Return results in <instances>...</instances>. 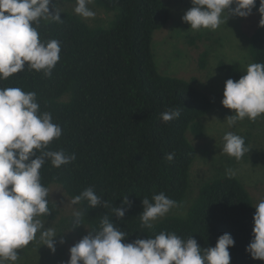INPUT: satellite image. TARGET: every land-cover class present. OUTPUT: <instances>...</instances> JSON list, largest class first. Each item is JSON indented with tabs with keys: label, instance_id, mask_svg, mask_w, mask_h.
<instances>
[{
	"label": "trees",
	"instance_id": "trees-1",
	"mask_svg": "<svg viewBox=\"0 0 264 264\" xmlns=\"http://www.w3.org/2000/svg\"><path fill=\"white\" fill-rule=\"evenodd\" d=\"M96 1L116 11L110 26L91 27L70 12L61 13L62 23L41 21L40 38L61 41V58L51 77L26 66L0 80V87L35 91L41 111L51 112L62 128L61 138L54 140L50 149L76 154L74 162L59 169L46 161L40 170L41 183L48 188L51 183L60 184L72 197L93 187L108 201L109 208H91L87 201L82 202L83 221L89 231L99 228L104 215L111 218V207L121 206L128 195L132 207L125 217H112L128 234L122 242L168 231L184 238L193 235L202 248H208L214 247L222 234L230 233L235 240L229 249L231 264H264L245 250L253 239L256 205L234 176L204 182L186 215L165 216L155 221L152 229L141 227L143 198L151 200L154 194L164 192L176 205L185 201L197 155L187 133L203 134L201 119L211 100L196 77L165 75L157 66L152 42L154 32L171 19L166 2ZM254 9L261 19L259 0ZM207 55L203 52L201 67L206 65ZM250 55L253 63H264V27L260 25L251 37ZM220 66L233 80L243 75L238 62L222 61ZM173 108L181 110L180 117L164 123L161 113ZM166 153L175 154L171 162L164 159ZM48 206L51 214L42 218L56 219L57 205L49 200Z\"/></svg>",
	"mask_w": 264,
	"mask_h": 264
},
{
	"label": "clouds",
	"instance_id": "clouds-1",
	"mask_svg": "<svg viewBox=\"0 0 264 264\" xmlns=\"http://www.w3.org/2000/svg\"><path fill=\"white\" fill-rule=\"evenodd\" d=\"M257 0H191L192 7L182 20L190 29L216 30L229 16L247 18L256 7ZM59 0H0V80L30 70L51 77L60 60L61 41L42 40L38 29L41 21L62 23ZM94 0H76L74 12L82 18L95 16L89 7ZM235 5V7H232ZM264 27V0L258 9ZM225 108L234 110L226 118L229 127L245 118L256 121L264 115V63H251L246 73L237 80L225 82L223 99ZM181 115L179 108L161 113L168 123ZM62 136V128L53 121L52 113L41 111L35 91L20 87H0V264H16L18 250L28 246L40 233V240L53 253L58 236L52 227H45L40 217L50 215L49 188L41 183V168L46 161L59 169L74 162L75 153L64 149L51 150L50 145ZM223 153L240 160L249 152L245 139L233 132L223 136ZM174 153L164 159L171 162ZM235 173L226 169L231 178ZM87 201L91 208H109L108 201L96 194L93 187L85 188L72 200V205ZM121 206L111 207L113 216L125 217L132 202L128 195ZM176 201L164 192L154 194L151 200L142 199L143 212L139 215L141 227L152 229L154 222L165 217ZM253 239L246 252L254 260H264V199L255 206ZM84 212H72V230L83 225ZM112 216V217H113ZM108 215H104L97 230L89 231L70 247L67 264H231L229 249L235 246L230 233L222 234L214 247L202 248L192 236L187 238L175 232L160 231L154 237L137 238L124 243L128 237ZM66 241L61 237L60 244Z\"/></svg>",
	"mask_w": 264,
	"mask_h": 264
},
{
	"label": "rangeland",
	"instance_id": "rangeland-1",
	"mask_svg": "<svg viewBox=\"0 0 264 264\" xmlns=\"http://www.w3.org/2000/svg\"><path fill=\"white\" fill-rule=\"evenodd\" d=\"M163 1L171 8L172 16L169 22L153 35L152 46L157 66L165 75L187 79L196 77L198 86L211 100L208 113L201 119L204 124L203 134L197 136L192 130L187 133L197 153L190 170L187 197L183 204L176 205L166 216L186 215L204 182L226 175V169L234 171L233 176L245 185L256 205L264 199V115L254 122L245 118L229 127L226 118L233 115L234 110L225 108L221 103L225 82L229 77L220 63L238 62L243 75L246 73L247 66L253 63L250 40L259 26L260 16L253 9L247 18L230 15L227 21L225 14V23L216 30H192L190 24L182 20L186 11L192 7L191 0ZM57 6L62 12L76 14V1L59 0ZM89 7L95 12V16L83 19L91 27H108L115 19L116 11L107 10L96 0ZM205 51L208 52L206 65L201 67L200 59ZM227 132H233L245 139L249 152L240 160L222 151L223 136ZM49 190L48 199L57 205L59 213L53 220L42 217L40 219L46 228L52 227L58 235L56 251L53 253L43 245L38 232L36 240L18 250L20 258L16 264H67L70 259V247L89 232V225L83 219V225L72 230V212L74 209L82 210L81 204L72 205L71 200L74 197L60 184L51 183ZM61 237L66 241L64 244L59 243Z\"/></svg>",
	"mask_w": 264,
	"mask_h": 264
}]
</instances>
